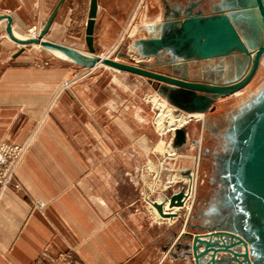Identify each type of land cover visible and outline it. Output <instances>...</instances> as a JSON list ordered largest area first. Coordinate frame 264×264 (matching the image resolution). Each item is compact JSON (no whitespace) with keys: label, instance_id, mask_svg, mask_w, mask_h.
Wrapping results in <instances>:
<instances>
[{"label":"crops","instance_id":"crops-1","mask_svg":"<svg viewBox=\"0 0 264 264\" xmlns=\"http://www.w3.org/2000/svg\"><path fill=\"white\" fill-rule=\"evenodd\" d=\"M59 1L0 0V16L12 19L16 37H37ZM138 2L98 0L97 54L119 51L126 28L163 22L165 11L179 7L144 0L138 8ZM89 9L90 0H64L44 39L86 52ZM6 26L0 21V143L28 149L0 200V264L64 255L79 264H197L193 237L206 235L197 218L184 231L179 222L169 226L154 217L158 225L149 213L134 212L138 189L153 182L151 173L141 182L136 173L152 149V112L141 97L154 86L109 68L74 81L83 68L35 45L22 48L9 39ZM166 173L160 172L154 189ZM211 259L209 252L199 264Z\"/></svg>","mask_w":264,"mask_h":264},{"label":"water","instance_id":"water-1","mask_svg":"<svg viewBox=\"0 0 264 264\" xmlns=\"http://www.w3.org/2000/svg\"><path fill=\"white\" fill-rule=\"evenodd\" d=\"M63 1H59L42 24L37 37H16L12 19L0 16V21H7V36L22 48L41 46L49 52L66 55L77 66L94 68L101 65L142 77L154 86L159 96L185 113L205 115L213 111L216 99L233 96L245 89L264 62V43L250 44L249 38L259 37V30L253 20L243 15V11L250 6L249 0H241V4H238L239 0H224L210 14L194 13L190 8L183 16L165 19L153 26L156 32L147 33L146 38L135 42L134 48L140 51L142 58L160 59L172 54L177 59V66L242 56L248 63L247 72L224 82L193 80L187 76L157 72L153 65L134 66L97 56L93 35L98 0H90L85 30L86 52L45 40ZM254 7L259 12L264 29V0H254ZM254 98V106L234 121L228 133L232 155L223 162L221 171L228 187V193L221 202L225 211L218 214L211 209L202 213L208 223L199 227L206 235L193 237L197 264L209 252H212L211 264H264V90L262 95ZM174 138L175 145L183 143L184 130H178ZM182 197V192L172 196L169 207H180ZM157 209L161 212L162 206H157ZM200 247L205 248L204 252L198 253ZM220 253L224 257H219Z\"/></svg>","mask_w":264,"mask_h":264},{"label":"rangeland","instance_id":"rangeland-1","mask_svg":"<svg viewBox=\"0 0 264 264\" xmlns=\"http://www.w3.org/2000/svg\"><path fill=\"white\" fill-rule=\"evenodd\" d=\"M175 1V5L178 4V9H173L170 11L167 10L164 13L165 19H172L176 16H183L184 12L188 9H193L194 13L202 12L204 14H210L214 7L219 6L224 0H170V3ZM144 0H139L138 8L143 6ZM242 1L239 0L238 4H241ZM157 9H153L150 13L151 16L157 15ZM143 15V14H142ZM163 20V21H164ZM156 22V21H155ZM153 22V23H155ZM161 23V22H160ZM131 26V25H130ZM133 28V27H132ZM134 33V34H133ZM133 34V35H132ZM146 28L139 27L138 29H131V27L126 28L124 31V42L118 45L120 48L119 51L114 50L109 53L110 58L120 63L131 64L134 66H150L153 65V68L157 72L177 75V76H187L193 80H219L224 82L226 80H231L236 76L243 75L248 70V63L244 60V58L240 55H233L231 57H227L225 59H215L212 61H203V62H191L186 63L184 65L177 66V59L173 57L172 54H166L162 56L160 59L158 58H142L139 55L138 50L134 48L135 42L137 40L147 37ZM76 50V49H75ZM117 51V53H116ZM97 56H102V53H96ZM73 64V63H72ZM41 66H47V62L43 63ZM81 67V66H79ZM83 72H78L76 79L74 81L79 80H90L92 79L98 72L99 69L108 68L105 66H98L95 68H84ZM217 68L221 70L219 74L213 73ZM110 69V68H109ZM80 71V70H79ZM100 71V70H99ZM73 73H76V70H73ZM139 77V76H138ZM142 78V77H141ZM261 88L264 90V66H260L258 72L254 76L253 80L250 84L243 89L240 93V96H227L218 98L214 102V110L205 114V122L202 125L200 122H191L185 129L186 136L183 143L179 146L174 144L173 139V147L176 149L175 153L179 155L178 164L175 166L176 168H170L169 165L172 160H168V158L164 159L160 156V152H162L167 146L166 143L172 138V133L167 134L165 137L158 129L155 123V117L159 114V111L156 109V106L152 103V97L159 96L155 89H153L152 93L145 94L141 97V101L143 104L147 105L152 112V121H151V130L153 133L152 149L147 156L143 160V165L141 167V172L137 171V179L141 182L143 180V176L151 173L153 175L152 186L148 187L144 184L138 189L139 192V201L134 207L135 213H149L152 217V221L155 224H160L154 219L152 216V206L150 203L157 201L158 196L160 194H164V201L170 198L172 195V191L176 188L179 191H189L191 187L190 184L192 182V178L185 183L182 181H177L173 184H169V186L164 187L167 182H171L172 177L176 176L178 172H181L182 176L188 178L192 175L193 169L195 168L196 157L199 155L198 149L200 146V159H199V167H197V176H198V187L196 193V201L193 207L192 214L189 218V223L192 219L196 220V225L205 226L208 222L204 217H202V213H205L212 209L214 213H223L224 205H222V198L225 197L228 193L227 190V181L222 177V165L223 162L226 161L232 155V143L229 136V131L231 130L232 125L235 120L242 118L243 114L248 111L250 108L254 106L255 98L252 97L246 103H242L240 98L248 97V93H257ZM161 97V96H159ZM164 98V97H161ZM165 99V98H164ZM169 103V102H168ZM173 106L171 103H169ZM177 112H180L175 106ZM9 144H15L10 141H3ZM1 142V143H3ZM162 142V146L160 147L159 152H156V148L158 144ZM0 143V145H1ZM200 143V144H199ZM22 145V144H17ZM162 159V161H161ZM181 159L186 162V167L184 169H178L179 164L184 165L181 162ZM161 161V162H160ZM149 162L153 163L154 166H159L163 164L164 169H168L166 173V177L163 180L161 178V186L154 189V184L156 182L155 174L149 172L148 165ZM181 162V163H180ZM176 163V162H175ZM175 169L178 171H175ZM164 175V174H163ZM16 178V177H15ZM15 182V180H14ZM182 192V193H183ZM161 196V195H160ZM151 197V198H150ZM149 198V199H148ZM150 202V203H149ZM186 210L181 211L176 218H174V222H162L166 225H172L173 223H181V226L186 223ZM173 220V219H172ZM175 225V224H174ZM37 264H79L75 261L71 256H59L55 259H41Z\"/></svg>","mask_w":264,"mask_h":264},{"label":"bare ground","instance_id":"bare-ground-1","mask_svg":"<svg viewBox=\"0 0 264 264\" xmlns=\"http://www.w3.org/2000/svg\"><path fill=\"white\" fill-rule=\"evenodd\" d=\"M249 8L245 9L243 11V15L246 18H249L251 20L254 21V23L257 25V29L258 31V36L257 38H254L253 36H251L250 40V44L252 45H256V44H260V43H264V29L262 27L261 24V20H260V15L259 12L257 10L256 7H254V0H249ZM245 18V19H246ZM243 19V18H242ZM160 24L159 21L155 22V23H150L148 25H142V26H137L135 27V29H138L139 27H143L146 28V32L147 33H151L153 34V32L156 30L154 28H152L153 26H156ZM249 36V35H248ZM39 48H41V46H38ZM42 49V48H41ZM56 56H58L61 59H65L67 61H70L69 58L60 53V52H50ZM102 59H106L109 58L110 55H105V56H100ZM101 66V65H97L96 67ZM261 66H264V62L262 63ZM95 68V67H94ZM214 72L213 73H217L219 74L221 70H218L217 68L213 69ZM242 93H237L235 94V96H240ZM248 97H244V98H240V101H243L242 103H246L249 99H251L252 97H257L258 95H262L263 94V88H261L257 93H248ZM152 103L156 106V109L159 111V114L155 117V123L157 126V129L165 136L167 137V134H171L172 133V138L169 140L167 144V146L165 147V149L160 152V156H162V158H168V160H172V162L170 163L169 167L172 169L176 168L175 166L178 164V159H179V155H177L175 153L176 149L173 147V139L175 137V133L178 130H184L185 136H186V127L191 123V122H200L202 125H204L205 122V115L202 113H185V112H177L176 109L174 108V106H171L168 101L164 98H161L159 96H154L152 97ZM200 144V143H199ZM27 149H28V144H26ZM159 152V150H157V153ZM177 152V151H176ZM199 155L196 157V162H195V168L193 169V173L190 177L185 178V176L181 175V172H178L176 174V176L172 177V179L170 180L171 184L179 181H182L183 183H185V181L189 180L192 178V182L190 184V190L183 192V197H182V205L180 207H173L170 208L169 207V203H170V199H167L164 201V197L163 195L159 196L157 201L150 203L152 206V214H154L155 218L159 221H166V222H171L172 219L176 218L177 215H179V213L181 211H185L186 210V223L184 225V231L186 230L187 226H189V218L191 219L190 215L192 214L193 211V207L196 201V193H197V187H198V176H197V167H199V159H200V146L198 149ZM162 161V159H161ZM160 161V162H161ZM176 162V163H175ZM181 162L184 164H179L178 169H184L183 167H186V162L183 161L181 159ZM180 162V163H181ZM148 168L150 170H152L155 173V179L156 182H160V172L165 171L163 164H160L159 166H154L153 163L149 162ZM169 186V185H167ZM162 206V211L159 212L157 209V206ZM185 233V232H184Z\"/></svg>","mask_w":264,"mask_h":264},{"label":"built area","instance_id":"built-area-1","mask_svg":"<svg viewBox=\"0 0 264 264\" xmlns=\"http://www.w3.org/2000/svg\"><path fill=\"white\" fill-rule=\"evenodd\" d=\"M27 153V146L3 142L0 145V200L6 189L14 184L16 172Z\"/></svg>","mask_w":264,"mask_h":264}]
</instances>
